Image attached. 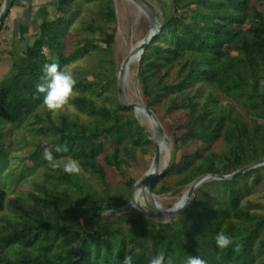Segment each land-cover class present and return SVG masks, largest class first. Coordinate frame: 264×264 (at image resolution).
<instances>
[{
    "label": "trees",
    "instance_id": "16d2710c",
    "mask_svg": "<svg viewBox=\"0 0 264 264\" xmlns=\"http://www.w3.org/2000/svg\"><path fill=\"white\" fill-rule=\"evenodd\" d=\"M54 5L56 17L42 21L33 44L0 83V163L6 160V141L33 117L39 124L33 133L43 139L28 156L32 165L26 170L46 164L45 147L66 144L68 152L54 155L75 158L81 172L50 168L45 177L53 187L34 183L14 198L0 179V213L10 211L0 217V264H123L128 255L132 264H148L161 251L174 264H186L189 256L207 264H264V203L249 199L264 166L204 184L171 222L147 224L142 212L130 219L101 216L126 204L136 183L126 179V194L114 197L108 178L124 177L137 152L147 153L154 143L121 104L119 80L108 71L76 84L80 93L71 102L86 120L39 112L45 105L36 85L44 64L63 68L92 50L109 53L115 38V31L104 28L116 20L114 0ZM89 5L97 20L84 30L98 32L104 47L91 37L67 53L66 31ZM138 81L143 102L164 124L174 154H180L152 180L155 196L176 195L205 174L231 175L264 159V0H172L159 34L139 60ZM222 95L232 102H223ZM24 180L23 174L17 177V183ZM123 223L129 227L123 229ZM219 232L241 251L233 250L235 244L218 248Z\"/></svg>",
    "mask_w": 264,
    "mask_h": 264
},
{
    "label": "rangeland",
    "instance_id": "374dc122",
    "mask_svg": "<svg viewBox=\"0 0 264 264\" xmlns=\"http://www.w3.org/2000/svg\"><path fill=\"white\" fill-rule=\"evenodd\" d=\"M146 1L153 5L154 16L160 27L163 12L165 9L171 7L172 0ZM3 3L4 0H0V10ZM114 4L116 20L114 23L108 25V27H104L108 33L115 31L114 43L110 52L108 53L98 49L92 50L74 61H71L62 68L66 71H71L77 83L81 80L88 82L96 81L97 78L102 77L103 72L107 71L118 78L124 61L137 44L147 36L150 30L148 15L134 1L114 0ZM96 11V8L91 5L87 8H83L79 17L74 20L73 24L67 29L64 38L67 53L80 48L85 40L91 37L99 41V45L104 47L100 42L101 35L98 32L94 35H90L84 30L86 25L97 20ZM56 15L57 13L53 2L50 3L46 0H18L4 20L2 28L0 27V83L12 73L13 64L17 56L25 50L26 47L33 44L36 36L39 34V26L42 21L45 19L52 20ZM133 58L125 70L123 94L128 103L140 104L144 102L138 81L139 58ZM79 93V89L76 87L73 97ZM71 101L72 99L63 110L57 113L50 112L46 107L42 108L39 112L42 114L51 113L54 118H57L59 115H65L71 118H77L78 120H86L87 116L79 113ZM222 101L225 103L232 102L231 99L225 95H222ZM132 111L140 125L151 136V139H153L154 130L152 125H150L151 122L149 118L145 117L146 115H138L137 111ZM142 118L145 119L143 120ZM38 125L39 124H35V119L31 117L19 129L15 130L10 139L6 141L7 155L6 160L0 163V179L1 181L2 179L5 180V190L8 193V198H14L20 193L27 194L30 189L32 190L34 183L44 184L47 187H53V184L55 185V182L45 177V174L50 171L47 162L34 171L26 170L32 165V162L27 160L28 156L36 150L38 143L43 139L33 133V129ZM161 125L164 130V145L162 146L160 157V172L162 173L173 159H179L180 154H174L171 139L166 134L165 126L162 122ZM190 151L191 150H185L184 152L187 153ZM136 155V163H132L129 167L125 168L126 173L124 177L117 176L116 178H108L109 184L113 187L111 193L114 197L126 194L124 186L122 185L126 179H133L137 183L139 179L149 171L155 156V145H153L147 153L142 154L138 151ZM2 168L5 169L2 170ZM20 174L24 175L25 180L22 183H17V177ZM91 183H93L96 188L100 186V183L95 179H92ZM189 187L190 185L181 189L176 195L166 193L155 196V201L161 209L171 208L179 201ZM137 191V189L133 188L129 201L120 207H115L114 213H112L111 210H106L101 216L108 220L115 216L118 218L117 220L121 217H126L127 219L136 218L138 212H142L139 209L140 207L148 213L147 216L145 215L148 221L146 223L153 224L171 222L181 215L182 212L172 215L157 213L147 191ZM249 199L264 203V175L262 177V182L254 188ZM5 215H10V211L7 208L0 213V217ZM122 227L123 229H127L129 225L123 223ZM148 233L151 235L153 229L151 228Z\"/></svg>",
    "mask_w": 264,
    "mask_h": 264
},
{
    "label": "clouds",
    "instance_id": "9594fccd",
    "mask_svg": "<svg viewBox=\"0 0 264 264\" xmlns=\"http://www.w3.org/2000/svg\"><path fill=\"white\" fill-rule=\"evenodd\" d=\"M43 75L41 80L36 85L37 93L43 94V104L52 113H57L64 109L70 102L76 89L77 81L71 71H66L61 68L58 63L44 64L42 67ZM66 144H56L53 148L45 147L42 158L47 162L48 167L53 171L62 170L68 175H78L81 172V165L78 160L72 157H57L54 152H68ZM188 198H183L176 204L172 212L175 213L182 209ZM215 242L221 250L227 249L235 244L234 251L239 253L242 246L236 243L235 240L226 235L224 232L217 233ZM123 264H132V256L125 257ZM148 264H174V259L171 255H166L165 252H158L152 256ZM186 264H207V261L199 256H189Z\"/></svg>",
    "mask_w": 264,
    "mask_h": 264
},
{
    "label": "water",
    "instance_id": "95a60500",
    "mask_svg": "<svg viewBox=\"0 0 264 264\" xmlns=\"http://www.w3.org/2000/svg\"><path fill=\"white\" fill-rule=\"evenodd\" d=\"M16 1L17 0H4V3L0 10V27L3 25L4 20L7 18L8 14L10 13V10L13 8L14 3ZM132 1H134L139 7H141L145 11V13L148 15V18L150 21V30L147 36L142 41H140L137 44V46L130 52L127 59L124 61L122 65L121 72L118 76V80H119L118 95H119V99L123 107L134 110V111H142L149 118L151 125L153 127V130H154V137L152 141L155 145V156H154L153 164L151 168L149 169V171L141 179H139V181L135 184L134 189H137L140 191H147V193L150 196L152 205L154 206L157 213L172 215V214L183 212L187 208L189 203L191 202L197 190L200 189L204 184L212 180H229L238 175H242L252 169L264 166V159H261L255 163H252L231 175H217V174L208 173V174H205L199 177L193 183H191L189 189L186 191V194L183 197V198H188L186 205L175 213L172 212V209L175 205L169 209H161L158 206V204L155 201V195L151 192V183L154 178H157L158 176L161 175L160 157H161V150H162L161 148L162 141L164 138V130L156 114L151 109H149L147 105H145L144 103L130 104L126 101L124 94H123V79H124L126 67L128 66L131 59L135 56H138L139 60L141 59V56L143 54L145 47L148 44H150L159 34L160 27L154 16V8L151 3H149L146 0H132ZM139 209L140 211H142L144 215L146 216L148 215V213L145 212L142 208L139 207Z\"/></svg>",
    "mask_w": 264,
    "mask_h": 264
},
{
    "label": "bare ground",
    "instance_id": "6f19581e",
    "mask_svg": "<svg viewBox=\"0 0 264 264\" xmlns=\"http://www.w3.org/2000/svg\"><path fill=\"white\" fill-rule=\"evenodd\" d=\"M133 59H138V57L137 56H135ZM133 61V60H132ZM137 113H138V115H140V114H142V115H145L142 111H137ZM145 117H147V116H145ZM143 119V118H142ZM145 119V118H144ZM143 119V120H144ZM151 125V124H150ZM164 145V140L162 141V146ZM162 146H161V148H162ZM165 155V154H164ZM163 159V158H162ZM138 191H140V190H138ZM137 191V192H138ZM185 194H186V192L182 195V197L179 199V201L176 203V204H178L180 201H181V199H183V197L185 196ZM175 204V205H176ZM169 209V208H168Z\"/></svg>",
    "mask_w": 264,
    "mask_h": 264
},
{
    "label": "crops",
    "instance_id": "0c3cea01",
    "mask_svg": "<svg viewBox=\"0 0 264 264\" xmlns=\"http://www.w3.org/2000/svg\"><path fill=\"white\" fill-rule=\"evenodd\" d=\"M21 1H27V0H21ZM47 2H50V3H54L55 4V2H57L58 0H46ZM18 2V1H17Z\"/></svg>",
    "mask_w": 264,
    "mask_h": 264
}]
</instances>
